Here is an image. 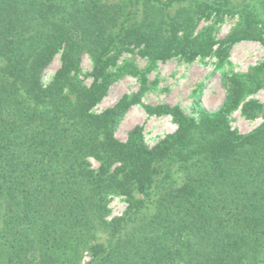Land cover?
Returning <instances> with one entry per match:
<instances>
[{
  "label": "trees",
  "instance_id": "trees-1",
  "mask_svg": "<svg viewBox=\"0 0 264 264\" xmlns=\"http://www.w3.org/2000/svg\"><path fill=\"white\" fill-rule=\"evenodd\" d=\"M228 15L238 22L224 38L195 33ZM242 41L264 45V0H0V264H80L84 251L85 264H264V121L241 135L225 118L264 87V66L223 76L220 109L198 121L145 107L177 123L151 148L141 127L113 136L137 101L91 112L134 74L109 72L128 47L153 61L222 63ZM84 54L90 86L78 79ZM241 112L254 118L264 103ZM110 195L128 206L107 220Z\"/></svg>",
  "mask_w": 264,
  "mask_h": 264
},
{
  "label": "rangeland",
  "instance_id": "rangeland-1",
  "mask_svg": "<svg viewBox=\"0 0 264 264\" xmlns=\"http://www.w3.org/2000/svg\"><path fill=\"white\" fill-rule=\"evenodd\" d=\"M238 22V15H228L222 20L212 18L200 20L195 33L204 32L215 40L224 38ZM60 55L55 54L50 65L41 76L43 86L49 84L60 66ZM128 66L133 75H125L109 87L106 95L91 109L93 113H101L118 105L121 101H137L130 105L114 129L113 136L121 142L126 140L128 132L134 127H141L145 144L151 148L166 136L174 133L177 123L169 114L149 115L145 107L168 105L178 107L187 117L198 121L200 110L213 113L220 109L225 97L222 77L247 73L250 69L264 66V45L259 42L242 41L234 44L227 59L219 63L214 56L198 57L192 60L172 57L165 61H153L141 56L138 49L128 47L119 56L116 66L109 72L116 73L119 68ZM92 62L84 54L80 63L78 79L90 86L92 79ZM201 93V94H200ZM256 100L264 103V87L255 93L244 97L239 106L229 112L225 118L232 130L245 135L258 127L264 121V114L259 113L254 118L245 117L242 106L245 102ZM93 169L99 164L95 159H88ZM137 199L139 195L135 196ZM128 206L123 195L108 197L107 220L120 217ZM89 260L87 251L82 252L80 264Z\"/></svg>",
  "mask_w": 264,
  "mask_h": 264
}]
</instances>
